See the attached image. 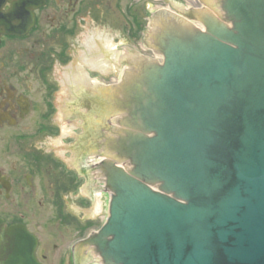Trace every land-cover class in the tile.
<instances>
[{
	"label": "water",
	"instance_id": "95a60500",
	"mask_svg": "<svg viewBox=\"0 0 264 264\" xmlns=\"http://www.w3.org/2000/svg\"><path fill=\"white\" fill-rule=\"evenodd\" d=\"M228 1L237 49L222 48L214 64L205 58L198 69L183 61L169 73L174 87L163 113L170 125L184 123L186 134L171 137L168 162L146 151L135 158L138 178L112 172L116 195L96 241L105 264H264V0ZM13 21L0 25L28 30ZM208 39L177 46L207 56L201 41ZM220 40L229 46L228 37ZM156 70L149 71L152 88ZM159 176L166 194L143 182Z\"/></svg>",
	"mask_w": 264,
	"mask_h": 264
},
{
	"label": "flooded vegetation",
	"instance_id": "af4514ba",
	"mask_svg": "<svg viewBox=\"0 0 264 264\" xmlns=\"http://www.w3.org/2000/svg\"><path fill=\"white\" fill-rule=\"evenodd\" d=\"M138 1L125 6L123 42H137L136 15L148 19L149 0L144 13ZM99 2L0 0L3 18L26 25L32 14L34 22L22 34L0 25V264H27L29 247L36 264H88V43L80 46L85 62L75 53ZM61 136L60 149L46 148L45 140ZM76 200L80 217L70 208Z\"/></svg>",
	"mask_w": 264,
	"mask_h": 264
},
{
	"label": "bare ground",
	"instance_id": "6f19581e",
	"mask_svg": "<svg viewBox=\"0 0 264 264\" xmlns=\"http://www.w3.org/2000/svg\"><path fill=\"white\" fill-rule=\"evenodd\" d=\"M225 1H227L226 3H229L228 0H224V2ZM235 1L236 0H233L234 5L237 4V2ZM228 5L230 7V4ZM230 11H228V14L230 13ZM216 18L217 19H215L214 22L206 24L205 26L206 28L205 39H208L209 35L211 36L210 39H208L207 41L209 43L206 45L203 40L201 41L204 48H207V53H206L207 56H204L199 52L197 53L196 51L182 50L184 51L182 52L181 47L178 46H176L175 49H170L171 52H173V55L176 60H174L171 53L167 55L168 59L165 55L163 56L165 59L164 65L168 60L167 63L168 65L166 64V66L163 68L166 70L165 75L163 77L159 75L160 71L162 70V69L159 70L160 68L154 71V75L152 76V81L155 85L154 88H152V85H146L147 94L145 95V102H143L142 108L134 110V112H136V115L138 117L137 121L140 123V127H138L139 132L137 133V135H130V143L128 145H125L126 150L128 152H132L133 151L132 148L133 149L137 148L139 149V151L136 152L138 155H141L142 152L146 154V151H148L150 155L156 158L162 157V159L167 160L168 158H170V156L168 155V149H169L168 145L171 140V137L179 141L180 136L186 134V127L184 123L181 125L179 123L175 124L174 126L170 125V116L169 115L166 116V114L163 113L164 111L163 99H165L168 95H170L173 92V89L170 90L168 89V85L170 84L172 87H174V83L172 82L173 77L172 75H169V73L173 74L179 68V66L183 64V61L186 62V60H188L189 63H191L190 64L191 66H195V68L198 69L199 65H201L200 62L202 61V59L205 58H206V64H214V60H215L214 56L217 52H221L222 48H235V50L237 49V45H234L233 44L234 42L230 41V38L237 36L235 32L236 30L235 26H238L237 29L239 30V24L238 23L236 24L232 19H228V16L226 15L217 16ZM220 20L222 22H220ZM224 25L228 29V31L225 29ZM227 37L229 38V40L228 42H224V43H227V45L229 46L227 47L224 44L219 45V42L221 41L220 38L223 39ZM96 45H97V41L89 42L88 48L90 49V51L88 53L91 52L90 56L96 55V50L95 53H93V49L96 47ZM102 45L105 46V44ZM102 45H99L100 49L104 48ZM109 50H110L109 48H104L103 52L105 51L106 54H108ZM90 56L88 55V64H90L91 67L94 66L104 69L109 64L107 60H105L106 62L104 61V63L96 62L97 60ZM114 56H115V51L112 52L110 57L114 58ZM138 74H140V71L138 72ZM140 79L143 80V83L145 81L146 83L149 84V82L151 81V76L147 74L145 77L141 76ZM163 81L166 82L163 83ZM117 93H120L118 89L113 88L112 90H109L106 94L111 99H114V101L119 102V104L125 103L124 101L122 100L119 101V99L116 98ZM93 95L96 94L93 93ZM94 98H98V97L95 96ZM119 117H116V119H119ZM156 118L159 120V123H157ZM134 163L136 166L138 165L137 160H135ZM147 163L151 165V162L147 161ZM128 172L129 171L127 170L126 174ZM135 172L136 170H133L129 175L135 176ZM135 177L137 178L139 177V171L136 172ZM159 177L157 178L153 177L155 182L153 181L152 178L146 180V182L154 183L153 185H151V190L153 192H156L155 188H157L156 186H159V192L166 194V192H164V190L161 189L162 185L165 184V181L162 180L161 176ZM170 196L173 195L171 194ZM173 198L177 199L178 203H186L178 196L177 197L173 196ZM101 261H103L102 258Z\"/></svg>",
	"mask_w": 264,
	"mask_h": 264
},
{
	"label": "rangeland",
	"instance_id": "374dc122",
	"mask_svg": "<svg viewBox=\"0 0 264 264\" xmlns=\"http://www.w3.org/2000/svg\"><path fill=\"white\" fill-rule=\"evenodd\" d=\"M95 1V0H94ZM110 2H108L107 0H104V2H99L96 4L95 7H93L92 11L90 14H88V29L84 30L82 36H80V40H79V44L78 48L76 50V58L80 57L82 59L81 62H85L84 61V57H82L83 54V47H80L83 43H88L91 41H97V45L96 47L93 49V53H95L96 50V55H92L90 56L91 52L88 53V55L90 57L95 58L97 61L96 62H100V63H104L105 61V57H104V52L103 49L104 48H109V51H113V49L115 48V46L111 45V43L114 45H116V47H118L119 45L121 46H130L134 49H136L139 53L142 54H149L148 52V48L146 46H144L143 44V40L140 39L139 42L136 43H129L127 41L123 42L122 36L126 37L129 36L127 35L128 30L123 31L122 30V26L128 21V16L125 13L126 9L125 6L126 4L130 1V0H120L121 5L119 8L117 3V0H110ZM115 2V3H114ZM140 3H137L138 6H142L141 11L142 13H144L143 10V5L146 2V0H140L138 1ZM149 3L151 6L154 7H159V6H164L171 8V9H175V10H182L183 12H185V15L192 17L193 13H192V8L193 6H197L198 5V0H169V2H167L166 0H149ZM138 16V15H137ZM142 17H144L143 15H139L138 17V21L143 22ZM145 22V21H144ZM137 25V24H136ZM135 33H137V29L135 30ZM142 35V34H141ZM102 45L105 44V46H103L104 48L100 49V46L98 45ZM108 43V44H106ZM108 50V49H106ZM90 51V49L88 48V52ZM98 51V52H97ZM113 59V58H112ZM78 60V61H79ZM109 63L111 61L110 58L106 59ZM80 62V63H81ZM106 62V61H105ZM105 65V64H104ZM88 74H90L91 77L94 78L93 83H95V81L100 82V83H105V84H109L110 82H114L116 79V77H113L114 74L112 73V64H108L107 68L105 69H101L100 67H91L90 64H88ZM62 111V108H60ZM90 111V109H88V112ZM63 114V113H62ZM61 114V115H62ZM88 123H90V116H88ZM59 143L56 142L55 139H47L45 140V146L48 149H58L59 148ZM75 160H78V157L74 158ZM92 162L91 160L88 158V174H89V178L91 179L92 182H94V180L97 178V174H96V169H93L92 167ZM96 184H89L88 185V191L90 189H92L93 187H95ZM99 197H101V193L99 192ZM77 198V197H76ZM105 200L103 198V196L99 199V203H95V204H89L88 205V222L89 224H92L94 226L93 230L91 231L88 228V235L91 234V232L97 230L99 228V226L104 222V220L106 219V200L104 202H102L101 200ZM78 202L77 200L72 204V210L76 212L80 215L79 213V209L77 207ZM78 211V212H77ZM74 240L71 239V241ZM65 244H68V242L65 241ZM89 261V260H88Z\"/></svg>",
	"mask_w": 264,
	"mask_h": 264
}]
</instances>
